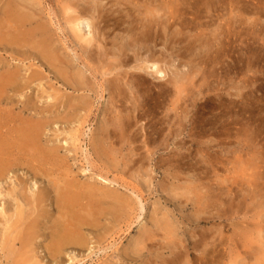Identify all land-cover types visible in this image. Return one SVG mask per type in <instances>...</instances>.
<instances>
[{
  "label": "rangeland",
  "instance_id": "374dc122",
  "mask_svg": "<svg viewBox=\"0 0 264 264\" xmlns=\"http://www.w3.org/2000/svg\"><path fill=\"white\" fill-rule=\"evenodd\" d=\"M146 2L0 0V75H18L15 98L31 109L24 116L49 109L38 120L41 144L57 148L44 152L39 175L23 167L0 184L2 195L21 180L49 196L31 256L12 241L31 220L30 209L16 216L18 204L28 208L24 200L0 197V264H264V0H149L157 18L159 6L180 9L174 15L183 13L184 29L177 36L178 27L165 24L168 40L150 43L165 77L143 72L151 84L126 83L116 101L110 85L133 69L136 57H149L124 23ZM11 11L32 13L31 24L20 27L4 16ZM75 17L89 24L81 33H90L89 43L73 32ZM34 27L50 36L54 61L43 60L51 65L24 46ZM17 30L23 37L14 41ZM69 76L82 78L85 91L67 87ZM169 81L181 84V95ZM82 100L87 109L67 113ZM15 104L3 99L0 111L17 113ZM51 178L93 199L80 196L71 205L77 213L88 202L92 216L77 220L81 231L72 229L79 242L58 250Z\"/></svg>",
  "mask_w": 264,
  "mask_h": 264
},
{
  "label": "bare ground",
  "instance_id": "6f19581e",
  "mask_svg": "<svg viewBox=\"0 0 264 264\" xmlns=\"http://www.w3.org/2000/svg\"><path fill=\"white\" fill-rule=\"evenodd\" d=\"M148 2L144 3V7H142L141 12L137 14L131 13L129 16V22L124 21L125 24H127V27H125V30L132 33L131 41H133L134 45H138L139 41H142L145 45L144 47L147 50V55L149 57L141 58L136 57L134 60V67L133 69H130L129 71H126L124 73V77L115 79L117 85H110L109 87V94L113 100L117 98H120L122 95V85L126 86L125 84H136V85H142L143 83L151 84L145 73H153L157 78H164L165 75L162 71H160L157 67L156 62L152 58V52H149V49L153 47L150 43H154L155 40L162 39L163 41H167V34L165 32V29L163 25L167 24L168 26H177L178 31H175L176 35L181 36L184 26V19L181 18L183 16L182 14H179L175 17L174 13H178L179 10H174L175 12L172 13L168 9L166 10L167 5L160 7L159 10L161 11V15L159 18H157L154 14V11L150 8V2L149 0H146ZM166 2V1H165ZM164 4V3H163ZM34 4H31L30 9L33 8ZM166 7V8H165ZM183 8V7H181ZM187 8V7H186ZM174 9L175 6H174ZM183 11V10H182ZM27 12V11H26ZM172 13V14H171ZM180 13V12H179ZM10 17L9 19H12L16 21L17 25H20V27H23L24 24L28 23L31 24L32 21V13H25L21 14L18 12H8L5 13L4 16ZM80 17V16H79ZM75 17V19L72 20V30L75 33L76 37L80 40H84L86 43H89V39H86V37L90 36V33H88L85 36H83L81 33L82 31L89 32L90 26L88 23L85 22V20ZM4 18L0 19V24H4ZM20 30L15 31L14 41H19L23 37V33H20ZM29 32H25L27 35ZM213 34V33H212ZM172 36L171 34H169ZM22 36V37H21ZM50 36L45 32V30L34 27L29 35L28 44L24 43V46L28 48L26 45L29 46L30 50L33 52V57L37 59H42V61H51L54 58L53 52L55 51L53 49V46L50 44ZM26 40V39H24ZM180 40H176V43H178ZM3 46V42L0 40V47ZM126 52V51H125ZM126 58H131L129 55L123 54ZM57 57V56H56ZM45 59V60H43ZM58 60V59H57ZM19 61V60H18ZM54 61V60H53ZM54 63V62H53ZM64 69L70 70L72 64L70 61H62ZM45 64H48L45 61ZM51 65V64H48ZM52 67V66H51ZM50 68V67H49ZM145 72V73H143ZM73 78V80H72ZM71 79V80H70ZM67 87L72 89L74 92H84V84L83 79L79 76L72 77L69 76L67 79ZM124 81V82H123ZM181 81V80H180ZM123 83V84H122ZM167 83V82H165ZM169 84H172L175 88H177L178 95H181L182 89L179 88L180 85H178L176 82H168ZM181 83V82H180ZM176 84V85H175ZM162 84H155L153 85L152 89L156 92L157 95H162L166 93V90L161 87ZM122 88V89H121ZM10 90L11 95H7L6 90ZM17 90H19V78L18 75H10L8 72H4V74L0 75V91L6 92L4 97H0V102H3L4 100H7L8 102H16L20 103L21 109L19 112L14 113L12 111L1 112L0 111V184L6 179V176L13 171H17L18 169L25 168L29 170V172H32L34 175H39L40 173V167L47 165V162L44 160L46 158V155L44 152L56 150L53 148H50L49 150H46L42 147L41 141L44 137V132L42 127L39 125L38 120L43 116L45 113L44 111H48L49 109H40L39 112H36V109H33V112L35 114H32V117L27 118V116H24L25 113H31L30 107H28L26 104L21 102V99L17 100L16 98L19 97L16 95ZM134 100H137V97L135 94H133ZM16 97V98H15ZM180 97V96H179ZM20 98V97H19ZM145 105V97H142L141 100L138 102L137 107H143ZM18 107V106H17ZM88 105L85 101H78L77 103H72L69 105L67 113L71 110L72 112L74 110L78 109H87ZM71 108V109H70ZM33 116H36L37 119L32 120ZM4 121V122H3ZM55 152V151H54ZM53 152V153H54ZM49 170H52L48 168ZM48 173V170H47ZM50 173V172H49ZM42 174V173H41ZM51 175V174H50ZM46 178H49V175H46ZM52 181L50 182V188H52L55 191L56 197H55V206L56 211L59 213V219L61 224H59L57 227L56 232L53 234L55 235L58 240L55 239V243H53V249L62 248L66 245V243H72V242H79L78 240L80 238H76L73 236V230L75 231H81L82 226L84 225L82 222H79L77 220L79 219H85L86 217L89 219L92 216V213L88 210L89 203L85 202V204L78 205L77 207V213L72 212L71 208L75 206V202L78 200L80 196H82L83 199H89L90 202L93 199H90V193L89 192H83V193H77V190H79L76 186H73L70 183L64 182V184L57 179L51 178ZM35 186H32L30 188H27L25 186L24 181L17 182V187L11 188L10 190L6 191V195L9 197H15L14 201L16 203H19L18 198L21 197V199L24 200V203L28 206L27 209H24L21 207L20 204L16 207L15 215L18 216V213H20L19 216L23 212L28 211L30 209V217L31 220L26 224L24 232L19 233V231L12 237V241H18L20 243V247L24 250H26L29 255L35 250V241L39 238V227L41 222L39 221V218L43 216L42 209L43 206L41 204L45 203L48 200V195L45 193L46 191L42 190H34ZM36 189V188H35ZM18 191V192H17ZM33 193V194H31ZM5 194H1L0 197L5 196ZM30 194V196H29ZM119 199L116 198V203L119 207L121 205L119 204ZM140 203V202H139ZM77 205V204H76ZM4 203L0 205V214L4 213ZM79 213H84L83 217H78ZM40 222V223H39ZM77 231V232H78ZM79 237V236H78ZM74 245H79L78 243H75ZM60 250V249H59ZM31 256V255H30ZM28 261L30 260V257ZM23 259L15 260L12 262V264H23Z\"/></svg>",
  "mask_w": 264,
  "mask_h": 264
}]
</instances>
